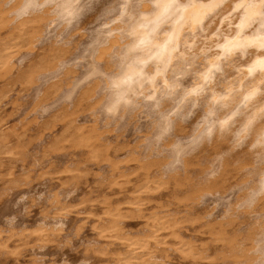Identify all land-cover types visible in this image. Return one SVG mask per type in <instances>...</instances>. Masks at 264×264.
Masks as SVG:
<instances>
[{
    "label": "bare ground",
    "instance_id": "obj_1",
    "mask_svg": "<svg viewBox=\"0 0 264 264\" xmlns=\"http://www.w3.org/2000/svg\"><path fill=\"white\" fill-rule=\"evenodd\" d=\"M14 1L16 4L10 6L8 0H0L1 184L13 190L31 185L33 180L27 167L34 142L30 123L13 124L12 114L4 108L5 100L15 86L32 89L42 79H54L63 70L39 91L41 101L54 99L53 102L63 103L58 112L36 123L43 139L50 138L42 157L68 148L80 149L87 162H105L112 167L111 175L102 181L106 187L121 180L129 182L117 161L125 145L108 142L109 138L100 130L97 112L114 121L132 116L142 108L146 114L156 112L158 122L154 123L152 142L167 140L172 146L173 142L177 144L168 148L170 152L174 149L171 157L175 153L177 158L173 162L179 165L168 170L161 161L138 160L131 148L128 155L138 160L141 172L132 194L120 203L107 197L97 200L103 205L102 212L94 215L99 220L95 226L99 237L119 241L125 248L116 253L111 264H168L153 256L155 248L168 244V235L184 259H204L209 245H198L184 237L185 231L195 226L207 228L213 242L222 247L216 251L218 258H230L237 264H250L257 258L256 253L261 251L255 248L264 240V236H259L262 229L255 227L241 237L233 216L227 222H215L210 215L194 212L192 206L199 202L204 190L220 195L240 182L241 166L231 170L229 161H219L220 176L211 179L217 172L216 168L211 170V175H215L208 174L211 180L206 187L191 181L189 172L201 158L198 153L210 144L215 149L227 144L237 150L245 148L249 155L246 164H261L259 175H263L258 181L261 185L250 193L248 200L253 210H264V0ZM85 8L94 13L89 22L98 25L92 30L88 47L84 46L85 53L77 56V44L69 46L58 40L44 45L48 26L53 22L61 26L60 31L74 29L84 37L81 17ZM24 51L23 58L19 55ZM203 56V62H197ZM78 57L83 61H78ZM73 62L85 66L80 77L70 67ZM65 85L69 89L62 93ZM86 111L90 112L92 123H86L88 117L81 115ZM180 163L187 172L185 177L175 172L168 178L166 173L180 169ZM59 173L69 174L67 183L79 188L87 186L93 172L86 164L74 169L66 165L62 170L50 168L39 178H53ZM169 188L189 193L186 200L190 212L182 217L153 212L147 218L144 234H129L127 219L132 212L143 210L152 196ZM95 201L88 198L84 206ZM122 204L127 205L128 212ZM65 210L67 207L61 206L58 213ZM53 230L40 225L31 233L12 232L7 240L0 232V256H20V248L10 244L15 236L29 239L36 234L38 239L48 240ZM261 250L264 258V245ZM96 251L107 255L103 248Z\"/></svg>",
    "mask_w": 264,
    "mask_h": 264
},
{
    "label": "rangeland",
    "instance_id": "obj_2",
    "mask_svg": "<svg viewBox=\"0 0 264 264\" xmlns=\"http://www.w3.org/2000/svg\"><path fill=\"white\" fill-rule=\"evenodd\" d=\"M8 2L10 6L16 4L14 0H8ZM59 27L61 26H58L57 22H53L52 25L48 26V36L44 45L56 40L60 43H67L69 46L77 44L74 51L76 53L80 50L82 41L90 40L89 37L91 35L88 32H82L85 36L81 37L79 31H73L74 29L68 30V32H66V29L60 31ZM83 31H85V28H83ZM85 46L88 47L87 45ZM84 49L85 47L83 50ZM25 53L26 51L22 52L19 56L22 55L23 57ZM26 58L28 57H25V59ZM29 58H31V56H29ZM78 58V61H83L81 60L82 57ZM203 58L204 56L197 58V62H203ZM70 67L76 70L75 76L80 77L79 75L82 74L85 66L79 62H73ZM232 68L233 67L230 69ZM62 71L60 72L61 74ZM60 75L55 78H58ZM249 78L255 79L253 76ZM249 78L247 80H249ZM49 79L50 80H48L47 77L46 79H42L44 81L47 80V82L41 80L39 81L40 83H37L32 89L30 88L28 90H21L20 86H15L10 93L11 95L7 98L8 100L6 99L7 101L5 100L4 102V108L7 113L12 114L11 121L13 124L18 125L22 121L30 123V136L34 139V142L28 153L29 159L27 167L31 169L33 180L31 185L20 186L21 188H14L16 190L11 189L12 191L7 190L6 187L1 184L2 182H0V232L2 233V237H4L3 239L7 240L8 235L10 236L12 232L20 233L23 231L31 233L40 225H45L47 228H53L54 230L50 231L48 240H40L37 238L36 234H31L32 236H30L29 239H24L21 236L11 238V246L20 248L21 254L18 257L13 255L0 256V264H33L35 261L41 264H111L116 257V253L124 251L125 248L119 241L112 242L109 239L99 237L95 229L99 220L98 217L94 215L102 212L103 205L97 203V200L107 197L113 203L125 202L128 196L132 194L139 178L138 175L141 173L138 160L152 159L161 161L163 162L162 167L164 166L167 169L175 164L179 165L177 162H175V164L173 162V159L175 161L177 157L175 153L173 155L175 157H171L174 149L171 150V153L170 148L172 145L169 144L167 140L166 142H158L156 140L152 142L154 139V129L156 130V125L154 126V123H156V121L158 122V118L156 112L146 114L145 112L147 111H145L144 108L133 113L132 116L129 115L125 119L118 118L116 121L111 120L113 119L111 117L110 119L106 118L103 113L97 112L100 118V130L103 131V136L109 138L108 142L110 141L109 143L113 144L117 141L121 145H125L124 149L119 153L120 156L117 161L120 162V166H122L121 171L126 173L125 177L128 178L129 182L121 180L117 185L106 187L102 181L104 178L111 175L112 167L105 162L99 165L92 161L87 162L85 152L80 149L73 150L68 148L64 151L54 152L49 156L42 157L49 144L48 141H50V138H48L49 140L46 138L43 139L44 136L40 135L36 123H42L45 119H48L63 107V103L53 102L55 101L54 99L41 101V94H39V91L40 89L42 91L49 81L54 80L52 77H49ZM70 86V88H74L73 85ZM64 88L62 93H65L64 91L69 89L68 85H65ZM67 105L70 106V103ZM89 113V111L81 113L84 117H88L87 121H85L86 123H92L93 121ZM108 121L111 123H107ZM189 123H187V125L190 126L191 123ZM59 131H57V133ZM175 144L176 143L173 142L174 147L172 146V148L177 146V144ZM231 145L232 144H227L220 149H215L211 144L206 146L203 151L198 153V155H201V158H199L193 168L190 169L189 175L191 181L197 184L199 183V186L206 187L211 179L220 176V162L224 159L223 161L230 162L228 169L233 170L241 166L242 181L240 180L238 183H233L230 189L220 195L215 193L208 194V192L204 190L202 192L203 196L200 198L199 202L192 204L193 210L194 212L203 213L206 216L210 215L209 217L215 222H227L229 217L233 216L232 218L237 225V229L240 231L241 237L245 236L255 227L262 229L260 230L259 236L262 235L261 237H263L264 210H253V204H250L248 200L251 196L250 193H253V190H256L258 186L261 185V181L258 182L263 177L262 174L259 175V169L261 168L259 165L261 164H246L249 156L245 153L246 149L239 148V150H237ZM229 147L231 151L227 152V154L225 150L229 151ZM131 148L134 149L138 160H133L130 158L131 156L128 155ZM193 155L194 154L190 156L193 157ZM185 157H182V159ZM35 158L36 160L39 159V162L36 161ZM84 164L93 172L87 186L81 185L79 188H74L73 185L67 183L69 180V174L67 173H59L54 175L53 178L49 176L39 178L42 177V172L50 168L62 170L68 165L74 169L76 167L81 168ZM254 164H257V166ZM180 167L181 168L177 171L173 170L172 172L170 170L172 173L167 172L168 178L175 172H179L181 177H185L187 172H184L183 164L181 165L180 163ZM213 169L217 171L216 177L213 176L215 173L211 175L214 171ZM209 173L210 176L213 177H210L208 175ZM207 176L211 179L209 177L207 178ZM188 194L189 193L185 190L174 191L169 188L161 192V194L152 196L143 210L132 212L131 216L127 219L128 225L126 230L133 236L144 234L146 229H148L146 226L147 218L151 216L153 212L159 214L169 213L172 216L180 217L187 215L190 212V207L187 205L186 200ZM221 196L222 198H220ZM88 198H92L96 201L95 203L93 202V205L84 206V201ZM58 202L60 203L58 204ZM61 206L67 207V210L62 212L63 214L58 213ZM122 207L126 212L129 211L126 204H122ZM89 213H91V215H89ZM184 237L186 240L195 242L198 245H205L207 247L209 245L210 250L206 252V258L199 260L184 259L175 250L173 245L174 241L169 235L167 236L169 241L168 244L155 248V254L153 256L159 260L167 261L168 264H237L233 259L218 258L216 256V251L220 250L222 247L213 242L207 228L200 226L191 227L189 230L185 231ZM263 245L264 240L257 243L255 249L261 252H259V254L256 253L257 258L250 262V264H264L263 250H261ZM100 248L105 249L107 255L102 256L96 251Z\"/></svg>",
    "mask_w": 264,
    "mask_h": 264
},
{
    "label": "clouds",
    "instance_id": "obj_3",
    "mask_svg": "<svg viewBox=\"0 0 264 264\" xmlns=\"http://www.w3.org/2000/svg\"><path fill=\"white\" fill-rule=\"evenodd\" d=\"M99 11V9H97ZM94 16V13L90 12L87 8H85V12L83 16L81 17V23L85 27V31L88 32L90 35L92 34V30L98 27L97 23L89 22L90 18ZM88 40L82 41V45L80 50L76 53L77 56H79L83 52V48L85 45H87Z\"/></svg>",
    "mask_w": 264,
    "mask_h": 264
}]
</instances>
